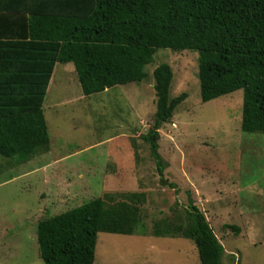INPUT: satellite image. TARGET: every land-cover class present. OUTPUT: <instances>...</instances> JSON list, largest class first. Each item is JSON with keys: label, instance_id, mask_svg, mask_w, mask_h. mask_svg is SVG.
I'll return each instance as SVG.
<instances>
[{"label": "rangeland", "instance_id": "obj_1", "mask_svg": "<svg viewBox=\"0 0 264 264\" xmlns=\"http://www.w3.org/2000/svg\"><path fill=\"white\" fill-rule=\"evenodd\" d=\"M162 64L174 72L170 97L188 95L160 131L165 177L178 193L161 184L142 139L155 122L154 72ZM69 65L75 73L67 76L57 65L44 105L49 152L22 164L0 156V264H45L41 221L127 194L140 198L148 233H99L95 264H201L193 240L153 235L158 223L185 221L189 195L225 248L223 264H264V135L242 130L244 91L203 103L199 53L188 50L159 49L144 81L89 97Z\"/></svg>", "mask_w": 264, "mask_h": 264}, {"label": "trees", "instance_id": "obj_2", "mask_svg": "<svg viewBox=\"0 0 264 264\" xmlns=\"http://www.w3.org/2000/svg\"><path fill=\"white\" fill-rule=\"evenodd\" d=\"M159 49L198 52L202 102L243 90L242 130L264 135V0H0V156L22 164L49 152L44 105L57 64L75 65L89 97L144 81ZM154 78L155 122L142 139L161 184L178 193L165 177L160 131L188 95L170 97V65ZM123 197L41 221L44 263L95 264L99 233L147 235L140 198ZM184 220L158 223L153 235L193 240L201 264H223L225 248L191 195Z\"/></svg>", "mask_w": 264, "mask_h": 264}, {"label": "crops", "instance_id": "obj_3", "mask_svg": "<svg viewBox=\"0 0 264 264\" xmlns=\"http://www.w3.org/2000/svg\"><path fill=\"white\" fill-rule=\"evenodd\" d=\"M58 65V64H57ZM57 65H56V67H55V71H56V68H57ZM63 65H66V66H64L63 68H61L60 70H59V75L60 76H67V75H70V74H73V73H75V72H71V68H70V65L69 64H63ZM54 71V75H53V78H52V81H51V84H50V90H49V93L51 92L52 93V95H53V92H52V89H51V87H52V85H54V84H52L55 80H54V77H55V72ZM77 73V72H76ZM48 96V95H47ZM65 98H73V96L69 93L68 95H66L65 96ZM52 101L53 102H56L53 98H52ZM73 102H68V103H63L65 106L64 107H66L67 105H69V104H72ZM62 104V103H61ZM62 104V105H63ZM62 105H60V106H62ZM56 107L55 108H58V107H60V106H58V105H55ZM63 113V112H62ZM54 164L55 165H58V163L57 162H55L54 161ZM50 166H51V164H50ZM44 169H47V167H45ZM43 169V170H44Z\"/></svg>", "mask_w": 264, "mask_h": 264}]
</instances>
